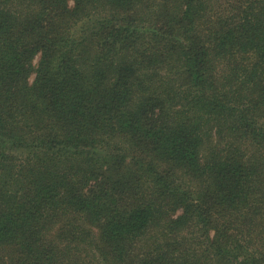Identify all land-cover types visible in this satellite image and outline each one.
Wrapping results in <instances>:
<instances>
[{"label": "trees", "instance_id": "trees-1", "mask_svg": "<svg viewBox=\"0 0 264 264\" xmlns=\"http://www.w3.org/2000/svg\"><path fill=\"white\" fill-rule=\"evenodd\" d=\"M0 264H264V0H0Z\"/></svg>", "mask_w": 264, "mask_h": 264}, {"label": "rangeland", "instance_id": "rangeland-1", "mask_svg": "<svg viewBox=\"0 0 264 264\" xmlns=\"http://www.w3.org/2000/svg\"><path fill=\"white\" fill-rule=\"evenodd\" d=\"M73 2L71 1V4H72Z\"/></svg>", "mask_w": 264, "mask_h": 264}]
</instances>
